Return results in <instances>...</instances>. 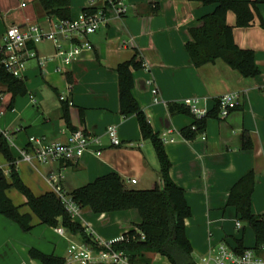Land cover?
<instances>
[{
    "label": "crops",
    "instance_id": "obj_1",
    "mask_svg": "<svg viewBox=\"0 0 264 264\" xmlns=\"http://www.w3.org/2000/svg\"><path fill=\"white\" fill-rule=\"evenodd\" d=\"M88 1L71 0V17L81 13ZM22 2L27 5L21 6ZM127 2L128 13L121 18L112 17L107 26L90 37L93 49L64 65L63 71H58L61 59L49 60L44 66L38 58L29 59L25 74L26 97L19 95L12 102V94L0 85V127L13 136L11 149L17 160V171L38 196L54 192L49 182L54 174L63 175L61 184L68 195L113 171L121 175L130 189H150L157 182L161 183L156 151L151 140L143 138L137 115L124 116L121 112L117 67L139 54L144 67L134 70L132 93L164 140L171 161V178L185 189L192 210V215L186 219V232L194 257L201 260L213 245L221 242L236 251L240 238H244L246 249H253L256 245L253 228L238 218L236 207L228 202L234 185L253 171L256 186L252 211L264 215V27L260 16L256 14L250 27H238L235 13L230 11L227 15L237 44L255 51L260 74L246 77L223 59L197 67L188 52L192 29L202 25L203 17L213 12L216 4L193 0ZM259 11L264 18V3L259 5ZM48 19L53 22L60 18L48 15L39 0H0V46L10 25L26 28L30 23H39L49 30ZM50 42L53 52L50 55H41L39 43L34 45L39 57L55 53L56 47ZM32 61L35 63L31 64ZM39 70L57 98L47 99L39 88L32 86L31 77ZM150 80L154 83H149ZM154 87H158L160 101L155 99ZM226 93L238 94L239 104L226 118L219 116V112L209 117L203 134L186 139L182 129L190 126L194 117L187 113L172 114L169 105L198 97L201 105L212 112L219 107L218 99ZM63 100L70 102V116L76 129L102 138V146L94 147L101 149V154L86 152L79 160L68 163L23 160L20 151L29 146L31 137L45 142L68 141L73 130L63 117ZM110 126L117 127L120 145L111 144L107 134ZM245 137L252 142L249 148L244 145ZM8 171L9 162L0 154V175L3 173L9 178ZM129 179L137 182L131 183ZM8 195L15 205L22 206L21 212L32 214L27 198L19 196L14 187L8 190ZM74 221L97 239L109 241L138 229L142 218L136 209L98 214L82 208ZM237 221L241 222V227L237 226ZM33 223L35 227L26 232L16 222L0 215V264H42L31 257L32 248L66 256L69 243L55 227L40 224L35 214ZM45 227L54 230L58 236L56 243L38 236ZM146 255L151 258L159 254Z\"/></svg>",
    "mask_w": 264,
    "mask_h": 264
},
{
    "label": "trees",
    "instance_id": "obj_2",
    "mask_svg": "<svg viewBox=\"0 0 264 264\" xmlns=\"http://www.w3.org/2000/svg\"><path fill=\"white\" fill-rule=\"evenodd\" d=\"M48 15L60 19L71 18V0H39ZM203 4H216L213 12L203 17L202 25L192 29V39L187 43V49L195 66L200 67L217 59H223L246 77L260 74L255 61V51L240 47L234 37V28L227 21L230 11L236 15L238 27H250L256 14L260 16L264 27V18L260 14L259 5L264 0H193ZM85 10V8L83 9ZM144 67V60L136 54L131 60L120 63L119 73L120 105L124 116L136 114L144 139L151 140L160 164V179L150 189H130L125 186L121 175L115 171L101 176L92 182L76 188L70 195L81 208H89L95 213L113 212L136 209L142 222L138 227L145 233L146 239H131L118 242L114 247L128 252L136 264H149L147 253H158L165 256L171 264H199L194 257L193 245L186 232V219L192 215V210L185 196V189L179 186L170 175L171 161L165 148L164 140L151 125L146 113L134 97V70ZM70 82L73 80L70 78ZM0 85L12 94V102L19 95L28 93L25 78L15 77L5 68H0ZM69 101L63 100V117L67 125L75 131L72 124ZM172 114L187 113L193 115L189 107L183 103H171ZM219 107L203 118H195L194 122L182 129L186 139H194L203 134L207 119L217 116ZM245 147H251L249 137H245ZM0 151L10 165V178L0 175V215L16 222L28 232L35 224L33 214L40 221L51 227L64 226L69 233L78 236L83 242L97 247L93 234L79 222L74 221L60 197L53 191L36 195L25 184L17 171V160L13 155L11 145L6 137L0 134ZM256 186V174L252 171L241 178L230 192L228 205L235 206L238 218L248 222L256 235V245L253 248L258 254L264 255V215H256L252 211V195ZM18 189L26 198V204L31 213H23L8 195L10 188ZM135 229L129 230L124 236L133 237ZM244 238L237 239L236 252L245 251ZM32 258L42 264H65L64 257L46 254L36 248L30 250Z\"/></svg>",
    "mask_w": 264,
    "mask_h": 264
},
{
    "label": "built area",
    "instance_id": "obj_3",
    "mask_svg": "<svg viewBox=\"0 0 264 264\" xmlns=\"http://www.w3.org/2000/svg\"><path fill=\"white\" fill-rule=\"evenodd\" d=\"M128 0H89L88 6L76 17L69 19H57L51 21L50 29L45 30L39 23H30L26 28L18 25H10L4 35L3 44L0 46V68H5L8 72L18 78H25L27 62L29 59L38 58L40 65L44 66L49 60L61 59V67L58 71H63L64 65L71 64L79 59L86 51L93 49L90 37L101 28L107 26L112 17H123L128 13ZM22 2L21 6H26ZM44 40L54 43L56 51L52 56L37 55L34 45ZM149 83H154L150 80ZM156 101H160L158 87H154ZM219 116L226 118L231 111L239 104V95L236 93H226L219 99ZM189 107L195 118H203L208 114L207 106L201 105L198 97L186 98L183 102ZM0 134L7 138L10 145H14L13 136L9 130L0 127ZM107 134L112 145L122 143L116 126H110ZM102 138L90 134L84 129L72 131L68 141H49L31 137L29 146L21 149V158L28 162L39 161L47 163L50 161H62L65 163L79 160L86 152L96 155L101 154V149H94L95 146H102ZM63 175L54 174L49 182L53 186L54 192L60 197L67 211L72 218H76L81 213V206L72 199L71 195L65 193L61 181ZM131 183H136V179H129ZM162 183V182H161ZM241 227V222H236ZM57 233L68 241L67 254L64 257L65 264H136L132 261L131 255L118 250L114 245L118 242L129 241L131 239H146L145 233L141 229H135L136 234L130 236H120L113 240H103L94 237L98 248L90 246L77 239L75 235L69 233L64 226L55 227ZM201 264H264V257L254 249H245L242 254L231 249L226 243L212 246L208 254L201 258Z\"/></svg>",
    "mask_w": 264,
    "mask_h": 264
},
{
    "label": "rangeland",
    "instance_id": "obj_4",
    "mask_svg": "<svg viewBox=\"0 0 264 264\" xmlns=\"http://www.w3.org/2000/svg\"><path fill=\"white\" fill-rule=\"evenodd\" d=\"M38 48L40 50L41 55H50L53 53L52 52V43L50 41H43V42L39 43ZM34 63L35 62L32 61L31 64H34ZM31 78H32L31 79L32 86L35 85L37 88H39L45 98L49 99L50 97L51 98H57L58 97L57 94L55 93L54 89L48 83H46L44 81L43 76L40 73V70L37 71V75H35ZM26 95H28V93L25 94V97H26ZM21 96H24V95H21ZM0 154L4 159H6L1 151H0ZM8 172H9L8 175L10 178V171H8ZM138 188H140V187H138ZM14 191H16V193H18L19 196L25 197L18 189L14 188ZM20 208H22V206H20ZM38 236H41L44 238L47 237L46 239H43V240L47 241L50 239V240H53L54 243L57 242L55 237H58L55 234L54 230L52 228H49V227H45L44 232L38 234ZM146 256L150 258V256H148V255H146ZM197 260H198V262L201 263V260L199 259V257L197 258ZM149 264H171V263L169 262V260L165 256H162L161 254H159V255H151Z\"/></svg>",
    "mask_w": 264,
    "mask_h": 264
}]
</instances>
